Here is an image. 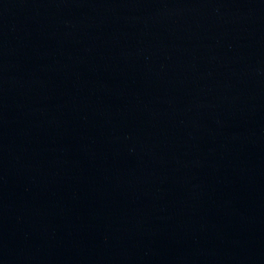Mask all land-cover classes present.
I'll use <instances>...</instances> for the list:
<instances>
[{
  "label": "water",
  "instance_id": "water-1",
  "mask_svg": "<svg viewBox=\"0 0 264 264\" xmlns=\"http://www.w3.org/2000/svg\"><path fill=\"white\" fill-rule=\"evenodd\" d=\"M0 264H264V0H0Z\"/></svg>",
  "mask_w": 264,
  "mask_h": 264
}]
</instances>
